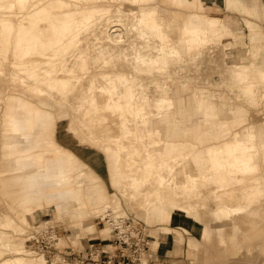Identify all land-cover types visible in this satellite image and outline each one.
I'll use <instances>...</instances> for the list:
<instances>
[{"label": "rangeland", "instance_id": "374dc122", "mask_svg": "<svg viewBox=\"0 0 264 264\" xmlns=\"http://www.w3.org/2000/svg\"><path fill=\"white\" fill-rule=\"evenodd\" d=\"M96 5L105 6L106 9L94 11L92 6ZM77 6L85 12L80 14L77 9L74 10ZM133 8L140 16L135 30L128 27ZM33 10L35 14L31 13ZM113 11H122L123 15L118 17ZM191 16L196 17V21H189L188 29L185 30L182 24L178 26L182 27L184 34L172 32L170 24L167 25L168 21L181 23ZM112 17L123 20L122 24H117L122 28L113 24ZM82 20H86L89 25L99 24L97 38H87L84 43L88 44H84V50L78 43L81 30L77 24ZM223 20L228 31L224 29ZM151 21L161 25V36L153 34L148 24ZM11 26L14 29L12 32ZM24 27L33 31L38 44L37 40L36 44L28 43L33 50L20 58L25 53L19 42ZM200 27L205 28V40L202 39L205 36L199 35ZM40 40L45 42L43 46ZM153 42L157 45H152ZM0 47V263L10 258L22 264H79L76 256L86 252L89 244L102 246L107 243L104 239L108 237V229L100 217L105 211L111 210L141 224L149 242L150 259L147 264H264V241L252 247L238 244L239 248L236 249L225 230L223 239L215 237L216 230L224 229L222 224L225 218H219L222 214L212 211L217 205H201L206 197L203 188L208 187L207 182L199 189L197 179L193 184L194 189L189 192L194 196L191 199H197L199 194V202L192 206L183 205V201L189 199V186L192 188L187 179L188 168H193L192 160L189 161L184 152L199 149V141L191 126L195 123H202L205 128L211 126L212 131L220 132L218 140L242 141V137L252 131L253 141L258 143V126L263 127L264 132V80L259 76V71L264 72V0L238 1L236 5H227L225 0H205L203 6L199 0H38L23 11L18 0H0ZM122 47H128L126 55ZM136 49L148 50L145 65L134 61L133 52ZM220 57H223L221 61ZM234 64H246L247 71ZM3 66L34 72L29 77L33 85L30 82L22 83L9 71L2 72ZM231 66L232 69H228ZM22 72L19 76L24 78ZM98 79L101 83L96 82ZM116 84L124 88L118 103L114 100L119 89ZM40 86L54 89L62 98L56 94L37 93ZM103 86L112 92L104 91ZM129 88L130 96L149 93L152 102L162 98L172 99L174 110L165 111L163 107H150L143 103L141 107L134 106L141 101L139 99L134 100L132 108H119V103H129L126 97ZM19 97L42 110L31 115L35 120L32 128L17 126L23 135L22 146H34L29 154L22 155L20 160L23 165L32 169L45 167L44 162H36L39 154H42L43 161L54 155L63 158L66 154H75L86 163L87 171L93 170L103 183L104 206L69 205L62 196L47 194L51 192L50 188L42 196L24 198L7 195L1 178L11 158L5 137L11 132L12 125L6 119L8 108L14 107ZM110 99H113L114 107H109ZM71 102L81 115L74 114L73 108L69 106ZM206 105L217 110L219 116L215 124L204 122L203 115L197 113L199 108ZM13 111L17 121L26 116L20 108L14 107ZM47 114L53 118L52 122L45 119ZM136 115L139 119H136ZM81 117L92 121L95 130L98 129V135L107 136L104 130L114 132L116 135L111 136L110 140L115 146L122 140L127 145H139L142 142L146 153L151 154L149 150L158 140L166 144H183L185 148L178 150L181 154L173 157L165 154V146H157L158 154L152 153L157 154L155 158L149 159L143 154V158H133V161L140 160L146 179L154 184V194L161 193L166 200H176V205H182L180 208L185 210L163 203H156L153 208H141L135 200L132 201L126 188L117 182L120 173L113 150L101 147L100 138L91 135ZM41 119L46 124L44 128ZM155 119L158 120L156 125L153 122ZM159 125L160 130H153ZM173 129L179 130L181 134L167 138L168 132ZM147 130L153 131L141 137V140L136 138L135 132ZM163 130L168 132L165 134ZM44 139L51 140L55 147L42 146ZM71 143L78 144L73 146ZM256 148L249 151L254 152L251 154L255 157L251 164L256 168L234 174L235 178H239H236L235 187H229L227 196L232 199V203L239 197L245 198L240 207H255L257 210L253 211L254 216L249 219L264 225V147ZM81 151L86 157L81 155ZM66 170H62L63 173ZM44 171H49L48 166ZM209 190L207 192L210 195ZM253 190L256 196L252 194ZM220 198L216 197L217 202ZM150 216L159 218L150 222ZM241 217L247 218L244 214ZM41 229L55 234L56 247L52 248L57 254L55 257L36 256L33 242L27 241L30 235ZM204 229L211 231L208 238ZM9 250L14 252L8 253Z\"/></svg>", "mask_w": 264, "mask_h": 264}, {"label": "bare ground", "instance_id": "6f19581e", "mask_svg": "<svg viewBox=\"0 0 264 264\" xmlns=\"http://www.w3.org/2000/svg\"><path fill=\"white\" fill-rule=\"evenodd\" d=\"M51 1L52 0H47V2H51ZM186 1L187 0H184V2H186ZM18 2L20 4H22V11H23L26 8H28V5L33 6L35 2H38V0H30V1L29 0H18ZM60 2L63 3L62 1H60ZM199 2H200V5L203 6L205 0H199ZM66 3H68V2L65 1L63 4H66ZM225 3L227 5H230V4L236 5V4H238V0H225ZM92 8L94 11H99V12L106 9L105 6H100V5L92 6ZM75 9H77L80 12V14L85 12V10L83 11L82 8H80L79 6L74 7V10ZM138 9L136 8V10H138ZM110 11H112V9ZM133 11H134V8H133ZM31 13L35 14L34 10ZM113 13H117V12L113 11ZM122 15H123V12L118 11L117 16L121 17ZM110 16H113V15L110 14ZM110 16H108V17H110ZM111 19H112V22H114L113 24L117 25V24L123 23V20L120 21L121 18L117 19V17H115V18L112 17ZM128 19H129V17H128ZM139 22H140V16H139L138 12L134 11L133 16H131V21H130L128 27L131 30H135L136 27L138 26ZM148 24L151 26V28L153 30V34H155L158 37H159V35L161 36V33L159 32V27L161 26L160 24H158L155 21L148 22ZM178 26L179 25L177 24V22L173 20V21H171L169 28L172 32H174V33L178 32L179 33ZM77 27H80V30H81V32H80L81 34L78 37V40H79L78 43H79V46L82 48V50H84V44H85L84 42H86L85 40L87 38H90V39L91 38L92 39L97 38L98 30H99L98 29L99 24L97 23L95 26L89 25V23L86 22V20H82L77 24ZM116 27L118 28L120 26L117 25ZM112 28H111V30H112ZM120 28H122V27H120ZM10 29H11L10 32L14 31L12 26ZM32 33H33V31L30 28L24 27V31H22V39H20L19 42L23 46V50L25 53H23L20 56V58L24 57L27 53H29V51L31 52L33 50V49H30V47L28 46V43H30V45H32L37 40V39H35L36 37H34ZM87 33H89L90 35H88ZM112 33H114V32H112ZM137 33H139V32H137ZM119 34H121V33H119ZM13 35H15V34H13ZM110 36H111V33H110ZM115 36H116V34H115ZM122 38L124 39V37H122ZM17 39H19V38H17ZM112 41H114V40L112 39ZM39 42L42 44V46H43V44H45V42H43L42 40H40ZM37 44H38V40H37ZM87 44H88V42H87ZM87 44H85V45H87ZM133 45L134 44H132V46ZM152 45H157V43L153 42ZM127 48L122 47V49L124 50V54L127 53V51H126ZM7 49H6V51H7ZM122 49L120 48V51ZM81 53L84 55L83 52H81ZM60 54L63 55L62 53H60ZM147 55H148L147 49L146 50L145 49H136V51L133 52L134 61L136 62V64L138 63L140 65H145V61L147 60ZM94 58H93V60H94ZM221 58L223 59V57H220V60H219V58H218V60L221 61ZM1 59H2V56L0 55V60ZM136 64H134V65H136ZM234 66L238 67L241 70H244L247 67L246 64H243V65H235L234 64ZM1 69H2V72H4V73L9 71L13 77L15 76L16 78H20V81L22 83H29V82L31 84L33 83V82H31L33 80L30 79L29 77H31L30 75L34 74V72L31 73L29 70H26V69H24L22 72L20 69L18 71L17 68H13V67L9 68L8 66H3ZM224 69H225V67H224ZM228 69L231 70L232 66L229 67ZM72 71H73V69H72ZM224 71L229 73V71H226V70H224ZM246 71H247V69H246ZM21 72H22V76L24 78L19 76V75H21ZM116 76H115V79H116ZM259 76L262 80H264V72L263 71H259ZM116 81H117V79H116ZM96 82L101 83V81L99 79L96 80ZM36 84H37V82H36ZM35 86H37V85H35ZM117 87H118V85H117ZM118 88H119L118 90L116 89L118 91V93H117L118 96L116 97V99H114L117 101V103L119 102L118 100H120L121 95L124 92V88L122 86H119ZM102 89L106 92H112L111 89H107L105 86H103ZM53 90H48L45 87L40 86V88H38L36 90V92L39 94H41V93H47V94H52V95L56 94L58 98H62L61 95H58ZM51 92H53V93H51ZM130 94H131V89L129 88V90H127V96H126L129 99L128 100L129 103L124 104V105L119 103L118 104L119 108H127L128 109L134 105V100L136 101V99H139V100H141L140 101L141 103L138 102L134 106L141 107V105L143 103L146 106H150V107H152V106H154L156 108L157 107L158 108L163 107L162 109L165 111H169V110L173 109V100L172 99L162 98L160 101L152 102V100H151L152 95L149 93L147 94L144 92L142 95L134 96V97L130 96ZM108 103L110 105L109 107H114L113 99H110ZM69 106H71V109L73 108L72 110L74 111L75 114L80 113V110L77 107H75L72 102L69 104ZM14 107H17V108H20L21 110H24L23 112H25L26 116L20 117L17 121L14 117V111H13ZM14 107H9L8 111H7L8 114H7L6 121L8 123H11L12 129L10 130L11 132L8 135H6V137H5L6 142L5 143H6V147L8 150V154L11 158L9 159V162L7 165L8 168H6L7 166L5 167L7 169V171L5 169L6 173H4V174H3V172L1 173V174H3L2 178H1L2 187L4 189L5 188L7 189V195L14 196V197L22 196L24 198H29V196L31 197V196L37 195V193H41V191L48 185L49 179H52L54 181L53 183H55L56 190H57L56 196H61V192H60L59 188H60V186L62 187V185H60L59 179L61 177V173H63V171H62L63 168H65L63 160H58L59 164L57 165V168L52 170V171H49V172L44 171L45 168H47V166H48V164L46 162H45V167L40 166L39 169H37V168L32 169V167L24 166L22 163V160H20L22 155L29 154L32 151L34 146L31 145L30 148H26V147L22 146L21 142L23 140V135L18 131L17 126L18 125H25L27 127L32 128L35 124V120H34V118L33 119L31 118V115H33L34 113H37V112H42V110L40 108L34 106L32 103L26 101V99L21 98V97L16 99V105ZM204 109L205 110L202 114L204 122H209L211 124L212 123L215 124L218 121V115H217L216 108L213 106L211 107V106L206 105L204 107ZM63 110H65V109H62V111ZM37 115H40V114H37ZM47 115L48 116L45 117V119L52 122L53 118L50 116V114H47ZM61 116L62 115H60V117ZM81 118L84 121L85 125L87 126V129H89L91 135L92 134L95 135V138L97 135L98 139L100 138L99 143H100L101 147L102 148L109 147L113 150V152L115 154L116 166H117L118 172L120 173V179L117 180V182L121 183L126 188V190L128 191V195L132 201L135 200L141 208H149V207L153 208L154 204H156V203L162 204L163 203L165 205H168L169 207H172V205L173 206L175 205L177 209L185 210V209L180 208V206H182V205H176V200H174V199L166 200L167 198L165 196H162L161 193L154 194V189H153L154 184L152 181H149L146 179L147 177L145 175V170H144V167H142L140 165V160L133 161V158H143V154H145L149 159L155 158L156 155L158 154V151H159L157 146L161 147V148H162V146H165V148L167 149L165 154H167V156H169V157H173L175 155L181 154V152L178 150L185 148V146L183 144L182 145H178L177 143L176 144H174V143L173 144L172 143L166 144V143H163L162 140H158L157 142H155V144H153V146H151L150 150L148 149L149 151H151V154L146 153L142 142L141 143L138 142L139 145L138 144L133 145L131 143H130V145L129 144L127 145L126 143L123 144V140H122L121 142H118V144L115 146L114 144L111 143V140H110L111 136L114 137V134H115L114 132H112L111 130L105 131L102 128V130H104V132H106L107 136H105V134L104 135L103 134L98 135V133H97L98 129L95 130V128L93 127L94 124H92V121L89 120V118H83V117H81ZM93 119H94V117H93ZM136 119H139L138 115H136ZM153 122H154V125H156L158 120L155 119ZM237 122H239V121H237ZM40 123L42 126H46V124H44V122H43V119L40 120ZM195 124L196 125L191 126L190 129H192L193 133L197 136V140L199 141V143H198L199 149L195 150L194 152H184V154L187 155V157L189 158V161L192 160V166H193L192 169L188 168V170L189 169L190 170L187 172V176L189 175L188 176L189 178L187 177L188 182L192 185V188L189 186L188 192L192 191L194 189L193 184H195L197 182V179L199 180V187H198L199 189L203 188L204 183L207 182L208 187L203 188V190L205 191L204 194L206 195V197H205V200H203V202H201V205H203V206H206L209 204L217 205L216 209H213L212 211H214L217 214H222L221 216H218L219 218L223 217V219H224L226 217H230V221L228 222V224H229V228L232 229V232H231V235L229 236L228 239L235 246L236 249L239 248V245H244V246L250 245L251 247L256 246L257 243L259 244L262 241H264V239H262L263 235H264V228L260 227V226L247 227V225H249V221H251L249 218L251 216H254L253 211L256 212L257 209L255 207H251V206H250V208H246V207L241 208L240 206L244 203L245 198L239 197V198L235 199L232 203V199L231 198L229 199L227 195H228V193H230L228 191L229 187H232V186L235 187V184L238 181L236 178H239V177L235 178L234 174L246 173V171L247 172L253 171L256 168V166H253L251 164V161H253L255 158L251 155L254 152L249 153V151L254 147L255 148L260 147V149H262L264 147V135H263L264 132L262 133L263 127L258 126V128H257L259 130V132H258V143H257L255 141H253L254 135H252V131L247 132V134L242 137V139H241L242 141H238L237 139H234V140H218L217 138L220 135V132L212 131L211 126L209 128H205V126L202 123H195ZM151 125H152V123H151ZM158 129L159 130L161 129L160 125H159V127H156L153 130L157 131ZM153 130H151V131H153ZM82 131H84V130L82 129ZM151 131H148V130L142 131V133H136L135 132L136 138L141 140V137L148 136L147 133H149ZM163 131L165 134H166V132H168L166 130H163ZM85 133H87V132H85ZM180 134H181V132L179 130L173 129V130H171V132H168L167 138H175V137H178ZM89 136H90V134H89ZM116 137L119 138L118 136H116ZM92 139H93V137H92ZM43 141H44L43 146H45V147L46 146L47 147L52 146V144H50L47 139H44ZM118 146H120V147H118ZM153 152L157 153V154H152ZM5 153H6V151L4 152V154ZM36 159H37L36 162H38L39 164H43L42 154H39L36 157ZM195 160H196V167L194 166ZM263 161H264V156H263ZM193 174H195V175H193ZM40 177H42V178H40ZM137 186H139L138 189H137ZM209 188H210V190H209ZM208 190L211 192L210 195H209V192H207ZM252 194L255 195V190L252 191ZM217 196L222 197V199L220 198L218 202L216 200ZM193 197L194 196H191V192H189V199L183 201V205L192 206L193 203L199 202V200H200L199 194H198L197 199H195V198L191 199ZM211 201H213L214 203ZM240 201H242V202H240ZM188 209H190V208H188ZM107 213H109L112 218L126 217V216L118 215L114 211H111V210H107L104 213V215ZM241 214L242 215L244 214L247 218L241 219L242 218ZM104 215H103V217H104ZM232 217H235V219ZM127 218H129V217H127ZM130 219H132V218H130ZM132 220H134V219H132ZM104 224L107 226V229H108L107 233H109V231H110L109 223L105 222ZM222 225L225 229L226 222H224V220H223ZM240 225L244 228L243 239H238V235H235V232L240 229L239 228ZM220 229H222V227ZM224 229L216 230L215 237L217 239H223L222 233H223ZM36 231H38V230H36ZM107 235H109V234H107ZM13 252L14 251L9 250L8 253H13ZM35 255L41 256L42 254L36 252ZM22 263L23 262L20 263V261L17 259H10L9 258V259H5L0 264H22Z\"/></svg>", "mask_w": 264, "mask_h": 264}, {"label": "built area", "instance_id": "2783aa9c", "mask_svg": "<svg viewBox=\"0 0 264 264\" xmlns=\"http://www.w3.org/2000/svg\"><path fill=\"white\" fill-rule=\"evenodd\" d=\"M100 220L110 225L109 235L104 239L107 243L102 246L89 244L86 252L76 256L79 264H147L150 259L149 242L141 224L127 217L112 218L109 213ZM34 233L27 240L33 242V250L44 257H55L57 254L52 250L56 247L55 234L45 229Z\"/></svg>", "mask_w": 264, "mask_h": 264}, {"label": "crops", "instance_id": "0c3cea01", "mask_svg": "<svg viewBox=\"0 0 264 264\" xmlns=\"http://www.w3.org/2000/svg\"><path fill=\"white\" fill-rule=\"evenodd\" d=\"M238 1L243 2L244 0H238ZM210 7L213 8L212 6H210ZM214 7H216V6H214ZM195 16L197 17L198 15H195ZM196 17L191 16L187 19L182 20L181 23L177 22V24L178 25H181V24L184 25L186 27L185 28V30H186V29H188V27H187L188 22L189 21L192 22ZM171 21H168L167 25H169ZM194 21H196V20H194ZM203 21L206 22V20H203ZM247 22H249L248 24H251L250 21H247ZM223 26H224V29L226 31H228L224 20H223ZM178 28H179V31L182 32V34L185 33L182 31V27H178ZM199 35L205 36V37H202V39H204V40L207 38L205 28H202V27L199 28ZM204 43H205V41H204ZM204 110H205L204 108H199L197 110V113H199V115H202ZM79 115H81V113ZM166 115H170V113H167ZM174 115H176V113ZM217 115H218V113H217ZM170 121H173V120L170 119ZM18 126H25V125H18ZM42 127L44 128L45 126H42ZM75 133H76V130H75ZM76 137L78 138L77 135H76ZM49 139H51V138L49 137ZM51 142L52 141L50 140L49 143L52 144ZM76 144H78V143H75L74 145L73 144L72 145L76 146ZM42 146H43V144H42ZM54 147H55V145L52 144V146L49 148H54ZM80 153H81V155H84L82 151ZM85 159L87 161V158H85ZM58 160H63L65 168L67 169L64 173H61V177L59 179L60 185H62V187L60 186L59 190L61 192V196L65 199L67 204H69V205L76 204L79 206H85L86 204H89V205L94 206V207L104 206L106 204L105 203V192H104V188H103V183L100 181L98 175L95 174V172L93 170L87 171L88 167L86 166L85 162L80 161L78 159V157L75 156V154H73V153L66 154L63 158H60V157H57L56 155H54L53 157L48 158L43 162L44 163L46 162L48 164L49 171H52V170L57 168V165L59 164ZM65 168H63V170ZM53 182L54 181L52 179H49L48 185L41 191V193H37V195H41V196L44 195V193H45L44 191L47 188L51 187L52 188V189L50 188L51 192H49L47 194L56 196L57 190H56L55 183H53ZM104 213H102V214H104ZM183 217L185 220L184 215H183ZM157 218H159V217L154 216V218H153V216H150L148 220L150 222H155ZM160 219L163 220V217H161ZM224 221L226 222V227L224 230L227 232V235L230 236L231 232H232V229L229 228V224H228V221H230V218L226 217L224 219ZM0 224H2L1 218H0ZM256 226H260V227L264 228V225L262 223L254 222V221H249V225H247V227H256ZM239 228L240 229L235 232V235H238V239H243L244 228L241 225L239 226ZM207 231H208V233H207ZM204 233L207 237H209L211 234L209 229H204Z\"/></svg>", "mask_w": 264, "mask_h": 264}]
</instances>
